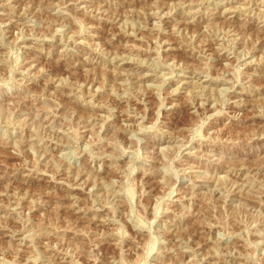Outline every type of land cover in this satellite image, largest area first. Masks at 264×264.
I'll use <instances>...</instances> for the list:
<instances>
[{"label": "rangeland", "instance_id": "rangeland-1", "mask_svg": "<svg viewBox=\"0 0 264 264\" xmlns=\"http://www.w3.org/2000/svg\"><path fill=\"white\" fill-rule=\"evenodd\" d=\"M0 264H264V0H0Z\"/></svg>", "mask_w": 264, "mask_h": 264}]
</instances>
